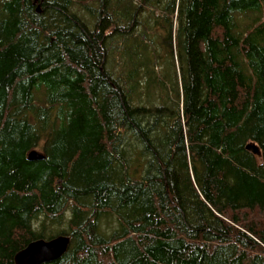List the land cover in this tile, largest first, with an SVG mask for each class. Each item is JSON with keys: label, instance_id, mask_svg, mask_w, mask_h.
<instances>
[{"label": "trees", "instance_id": "obj_1", "mask_svg": "<svg viewBox=\"0 0 264 264\" xmlns=\"http://www.w3.org/2000/svg\"><path fill=\"white\" fill-rule=\"evenodd\" d=\"M57 235L43 264H264V0H0V264Z\"/></svg>", "mask_w": 264, "mask_h": 264}, {"label": "rangeland", "instance_id": "obj_2", "mask_svg": "<svg viewBox=\"0 0 264 264\" xmlns=\"http://www.w3.org/2000/svg\"><path fill=\"white\" fill-rule=\"evenodd\" d=\"M77 9H81L78 8ZM160 12V9L158 8L156 10V14H158ZM174 25L176 27V23L174 22ZM165 35V34H164ZM163 35V36H164ZM174 36V35H173ZM153 41H155L154 43H149L148 45L141 46L139 49H137L135 52L136 54L134 55L133 53V49L131 48V39L128 40L125 45H123V49L121 50L120 53H118L120 55L119 57V61H117L116 59H112L110 66L112 68V71H114L115 73H119L121 75H129L132 73V70L137 68L136 71V75L134 76L135 79H133L132 83L135 81L136 82V86H137V90L142 92L144 91L146 84H147V78L144 77V69L139 67V63L141 64L142 60H143V53H144V49L147 48L150 51L154 48V46L157 48V44L158 41H160V38L158 37H153L152 38ZM174 41V39H173ZM144 47V49H143ZM163 48L165 50H167L168 46L165 44L163 46ZM173 50V60L175 61V66L177 67V61H176V56H175V51ZM165 52L163 51L162 56L164 57ZM161 59V58H160ZM159 61H155L154 63V67H152V72L153 75L158 76V77H167V80L170 81L174 78V72H173V68L171 67V57L168 56L167 58H164L163 60ZM164 61V62H163ZM175 67V69H176ZM130 81V80H129ZM130 83V82H129ZM166 84L168 85V82H166ZM156 87L152 88L151 91L152 92H156ZM157 93V92H156ZM142 95V93H141ZM143 95H145L143 93ZM143 98H146V95L143 96ZM154 104H159V100L158 99H154Z\"/></svg>", "mask_w": 264, "mask_h": 264}, {"label": "water", "instance_id": "obj_3", "mask_svg": "<svg viewBox=\"0 0 264 264\" xmlns=\"http://www.w3.org/2000/svg\"><path fill=\"white\" fill-rule=\"evenodd\" d=\"M246 149L254 155H259V149L254 143L246 145ZM43 159V155L37 150H31L27 154L28 161ZM70 237L57 235L50 239H36L27 244L14 256L15 264H43L60 258L67 250Z\"/></svg>", "mask_w": 264, "mask_h": 264}, {"label": "bare ground", "instance_id": "obj_4", "mask_svg": "<svg viewBox=\"0 0 264 264\" xmlns=\"http://www.w3.org/2000/svg\"><path fill=\"white\" fill-rule=\"evenodd\" d=\"M222 213V212H221ZM258 244V243H257ZM68 249V248H67Z\"/></svg>", "mask_w": 264, "mask_h": 264}]
</instances>
